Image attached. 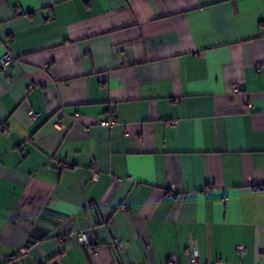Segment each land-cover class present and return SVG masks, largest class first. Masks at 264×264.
Returning a JSON list of instances; mask_svg holds the SVG:
<instances>
[{
  "label": "crops",
  "instance_id": "1",
  "mask_svg": "<svg viewBox=\"0 0 264 264\" xmlns=\"http://www.w3.org/2000/svg\"><path fill=\"white\" fill-rule=\"evenodd\" d=\"M6 49L0 264H264V0H0Z\"/></svg>",
  "mask_w": 264,
  "mask_h": 264
},
{
  "label": "built area",
  "instance_id": "2",
  "mask_svg": "<svg viewBox=\"0 0 264 264\" xmlns=\"http://www.w3.org/2000/svg\"><path fill=\"white\" fill-rule=\"evenodd\" d=\"M16 12L21 13L22 11L20 8H16ZM13 61H14L13 53L10 51V49H6L4 54L0 57V70L6 69L7 67H9L13 63ZM29 116L32 119H35L39 116V114L30 111ZM115 123H116V121L113 118L103 119L100 121L101 125H106L109 127H113L115 125ZM175 123H176V121H174V120L167 122L168 125H173ZM3 129L5 131L8 130L6 127H4ZM57 166L62 167L63 165L61 163H58ZM80 236H81V240L83 241V243H85L86 242V234L81 233ZM237 248H238V251L240 253H243V251H244L243 246H239ZM185 253L189 256V264H200L199 260H198L197 251L194 248V246H189V247L185 248ZM9 258H12V255H10ZM168 263L169 264H180L179 260H178V256L176 254L170 255L168 257Z\"/></svg>",
  "mask_w": 264,
  "mask_h": 264
},
{
  "label": "trees",
  "instance_id": "3",
  "mask_svg": "<svg viewBox=\"0 0 264 264\" xmlns=\"http://www.w3.org/2000/svg\"><path fill=\"white\" fill-rule=\"evenodd\" d=\"M188 258H189V256H188Z\"/></svg>",
  "mask_w": 264,
  "mask_h": 264
}]
</instances>
